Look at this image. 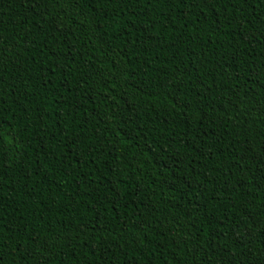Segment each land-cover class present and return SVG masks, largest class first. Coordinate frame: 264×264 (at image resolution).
I'll use <instances>...</instances> for the list:
<instances>
[{"label":"trees","instance_id":"obj_1","mask_svg":"<svg viewBox=\"0 0 264 264\" xmlns=\"http://www.w3.org/2000/svg\"><path fill=\"white\" fill-rule=\"evenodd\" d=\"M0 264H264V0H0Z\"/></svg>","mask_w":264,"mask_h":264}]
</instances>
